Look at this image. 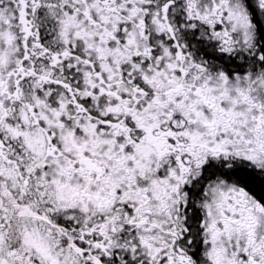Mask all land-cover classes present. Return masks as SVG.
I'll use <instances>...</instances> for the list:
<instances>
[{
  "label": "snow or ice",
  "instance_id": "obj_1",
  "mask_svg": "<svg viewBox=\"0 0 264 264\" xmlns=\"http://www.w3.org/2000/svg\"><path fill=\"white\" fill-rule=\"evenodd\" d=\"M0 264H264V0H0Z\"/></svg>",
  "mask_w": 264,
  "mask_h": 264
}]
</instances>
